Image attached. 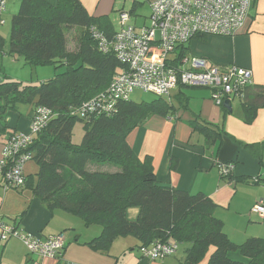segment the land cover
<instances>
[{"label":"trees","instance_id":"trees-1","mask_svg":"<svg viewBox=\"0 0 264 264\" xmlns=\"http://www.w3.org/2000/svg\"><path fill=\"white\" fill-rule=\"evenodd\" d=\"M155 1L150 3L147 19ZM136 6L134 2L130 15H134ZM3 14H0V26L4 24ZM72 29L80 33L75 50L69 49L66 36ZM95 31L109 42L118 32L111 16L92 15L80 0L57 3L21 0L18 13L12 16L5 53L24 59L30 66H55V74L40 84L13 80L6 75L0 78V166L5 159L4 148L23 133L10 126L8 113L17 112L18 104L26 102L32 104L33 112L42 109L48 117L40 131H29L32 142L26 152L37 164L36 178L29 174L23 187L8 189L29 190L48 210L74 215L86 227L100 225L101 234L86 243L97 251H107L118 237L132 236L141 243L139 248L170 240L188 245L183 264H200L205 258L206 264H264V238L251 237L241 244L234 242L224 231L223 220L214 215L216 203L210 196L162 184L154 169L153 156L139 157L129 142L132 132L149 118L173 117L181 107L188 110V96L178 98V106L172 100V91L167 97L153 94L156 97L149 102L135 103L130 98L116 101L107 111L84 108L86 103L106 93L114 77L124 69L113 49L101 50L99 41L93 37ZM206 36H197L188 44L177 46L178 65L191 53V42ZM5 46L0 34V53ZM60 68L64 71L59 72ZM187 88L209 90L212 97V91L206 87L180 85L176 90L183 92ZM248 90L242 104L243 120L247 124L264 108V85H252ZM76 122L84 125L80 144L72 141ZM190 126L204 136L207 147L222 142L221 131L198 118ZM244 148L264 168V141L245 144ZM90 164L115 168L111 172L96 171L89 169ZM170 164L174 171L178 160L171 157ZM220 178L254 185L264 180L261 174L250 177L220 173ZM133 207L139 209V215L129 220L127 210ZM232 253H239L241 258H232Z\"/></svg>","mask_w":264,"mask_h":264},{"label":"crops","instance_id":"crops-1","mask_svg":"<svg viewBox=\"0 0 264 264\" xmlns=\"http://www.w3.org/2000/svg\"><path fill=\"white\" fill-rule=\"evenodd\" d=\"M6 13L13 16L18 13L21 0H6ZM57 3L58 0H47ZM94 16H111L117 9L119 0H80ZM190 55L209 59L220 67L238 66L251 69L253 85H264V0H254L249 19L242 31L233 37L206 36L191 42ZM0 53V73L2 60L16 59ZM9 63H6V65ZM5 74L2 72L0 78ZM9 78L15 79V76ZM7 76V75H6ZM54 76V75H53ZM52 76V77H53ZM11 78V79H12ZM51 78V77H50ZM249 90L247 89V92ZM183 93V94H182ZM172 100L178 106V98L189 97V109L182 107L173 117L153 116L129 136V142L139 157L152 155L154 169L162 184L179 190L203 192L216 203L214 215L224 222V231L236 243L241 244L251 237L264 238V218L252 212L258 201L264 196L239 201L237 193L240 183L228 182L220 178L218 165L237 161L233 174L256 177L264 173L259 162L248 151L245 144L264 141V108L260 109L252 123H245L242 113L234 111L232 101L240 100V108L246 98L231 99L232 112L216 105L211 93L206 89H184L176 91ZM225 108V107H224ZM32 112V110H31ZM198 118L200 122L221 131L222 142L207 147L205 140L195 136L190 122ZM9 119V118H8ZM21 119L17 121L19 124ZM222 123V125H221ZM18 131H28L26 124L16 126ZM204 137V136H203ZM1 151V146H0ZM178 160L176 170L171 169L170 158ZM115 167L90 164V170L111 172ZM27 176V174L25 173ZM226 182V184H222ZM247 185V184H245ZM254 185V184H249ZM257 185V184H256ZM5 187V180L0 174V188ZM14 190V189H13ZM19 199L7 207L8 198L0 199V216L4 224L10 225L21 234L31 232L41 239L63 234L65 248L62 256L56 259L42 258L31 253L29 248L18 238L1 239L0 229V264H183V256L178 253L164 259L153 260L140 251L141 243L132 236L118 237L107 251H97L86 245L102 231L100 225L84 227L79 219L61 210L50 211L30 191L15 190ZM2 194L0 193V196ZM23 212H26L23 216ZM231 213L238 214L242 222L226 227ZM139 215L136 207L127 210V218L135 220ZM4 217H10L5 221ZM75 218V217H74ZM78 218V217H77ZM78 220V221H77ZM249 224V225H248ZM251 226V229H250ZM240 259L239 253L230 255Z\"/></svg>","mask_w":264,"mask_h":264},{"label":"built area","instance_id":"built-area-1","mask_svg":"<svg viewBox=\"0 0 264 264\" xmlns=\"http://www.w3.org/2000/svg\"><path fill=\"white\" fill-rule=\"evenodd\" d=\"M6 3L0 0V14L5 12ZM253 3L254 0H156L151 4L149 24L141 26L130 24L128 12L121 13V28L113 41L109 42L96 31L93 37L99 41L101 50L113 49L124 69L114 77L106 93L86 103L84 108L107 111L114 102L129 100L136 89L167 97L180 85L210 88L218 106L226 100L244 99L247 89L253 85L251 69L233 65L220 67L207 58L190 54L178 65L176 48L201 35L233 37L239 34L249 19ZM47 120V112L38 110L30 131H40ZM31 142L30 133H21L4 148L0 174L4 175L7 189L25 185V165L32 160L26 149ZM234 167L233 164L218 165L223 176L233 173ZM252 212L264 218V201L255 204ZM0 229L2 240L16 237L31 253L42 258H59L65 248L63 234L41 239L31 232L21 234L1 219ZM179 246L173 240L155 241L142 246L140 251L144 256L160 260L176 254Z\"/></svg>","mask_w":264,"mask_h":264},{"label":"rangeland","instance_id":"rangeland-1","mask_svg":"<svg viewBox=\"0 0 264 264\" xmlns=\"http://www.w3.org/2000/svg\"><path fill=\"white\" fill-rule=\"evenodd\" d=\"M151 1H153V0H119V3L117 4V7H116L117 10L114 13H112V15H111V19L114 23L115 29L119 30L121 27L120 11L124 10L125 12H129L131 10L134 2L137 3V6H136V11L134 13L135 16L131 15L130 24L134 23L138 26L144 25V24H149V20L147 19V17L150 14V3H151ZM6 10L3 14L4 24L2 26H0V34L2 35V37L6 41V46H5L6 48L5 49H7L8 43L10 41L11 21H12V16L9 15L10 13L5 14ZM66 36H67L69 49L70 50L77 49L79 46V43H80L79 31L77 29L69 30L66 32ZM212 36H214V35H212ZM6 63H9V64L6 65ZM1 68L3 69V71H1L0 74H2V72H4L7 76L9 74H12L11 76H15V79H13L11 77L13 80H17V81H21V82H25V83H33V84H40L41 82L49 79L50 77H52L55 74V66H52V65L30 66L22 58H16V59L5 58L2 60ZM58 71L63 72L64 68H60ZM5 74H3V75H5ZM176 91L177 90H174L173 94ZM155 97L156 96H154L151 93H145L142 90L136 89L131 94L130 99H131V101H133L135 103H142V102H149V101L155 99ZM240 102L241 101L238 99L232 101L233 108H234L235 112L237 110H239L242 113V108H240V104H241ZM17 108H18L17 112H9L8 113V118H9L8 121H9L10 126H12V128H17L16 127L17 125L19 127H23L24 123H25L27 128H29V131H30V127L32 125L33 117L35 114V112H33V110H32V104L26 103V102L20 103V104H18ZM31 110H32V112H31ZM19 119H21V121L19 124H17V121ZM221 125H222V123H221ZM21 132H23L25 134L29 133L28 131H21ZM83 136H84V125L81 122H76L74 129H73V136H72L73 143L80 144ZM195 136L197 138H200V140L203 141L204 137L201 133L196 132ZM101 166L102 165L98 164V167H101ZM105 166L113 167V165H105ZM37 169L38 168H37V164L35 161L31 160V161L27 162L25 165V173L27 175H29V174L34 175V179L36 178L35 173L37 172ZM262 170L264 173V168H262ZM222 184H226V182H223ZM245 184H247V183H240L239 184L238 193H237V199L239 201H242L243 199L249 200L251 198L255 199L256 197L264 196V180H260V184H257V185H249V184L245 185ZM25 191H27V193H28L29 190H25ZM0 193L2 194L0 196V199H5V197L8 198L7 207L9 205H13L12 202H14L15 198H16V200L19 199L17 196H15L17 192L13 189L7 190L6 187H2V188H0ZM258 202H256L255 204H257ZM13 206H15V205H13ZM230 215H231V217L228 218V223L226 225L227 228H229V226H233L236 224L238 225L242 222V220L240 219V216L238 214L231 213ZM69 217H71L70 219H79V221L82 222L83 226L85 227L84 222L80 218H77L76 216H69ZM260 218H262V220H263V217L260 216ZM4 220L5 221L10 220V217H7V218L4 217ZM224 229H225V227H224ZM250 229H251V226H250ZM187 246L188 245H186V244H182L179 246V250L177 252L179 256H183ZM206 263H207V261L205 258L200 264H206Z\"/></svg>","mask_w":264,"mask_h":264},{"label":"water","instance_id":"water-1","mask_svg":"<svg viewBox=\"0 0 264 264\" xmlns=\"http://www.w3.org/2000/svg\"><path fill=\"white\" fill-rule=\"evenodd\" d=\"M224 107H225L226 109H228L230 112H232V107H231L230 102H229L228 100H226V101L224 102Z\"/></svg>","mask_w":264,"mask_h":264},{"label":"clouds","instance_id":"clouds-1","mask_svg":"<svg viewBox=\"0 0 264 264\" xmlns=\"http://www.w3.org/2000/svg\"><path fill=\"white\" fill-rule=\"evenodd\" d=\"M229 101V100H228Z\"/></svg>","mask_w":264,"mask_h":264}]
</instances>
